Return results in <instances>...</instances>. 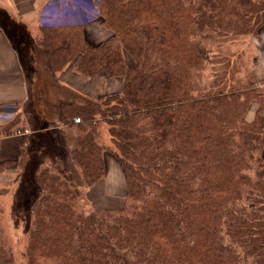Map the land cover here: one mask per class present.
<instances>
[{"label": "trees", "instance_id": "16d2710c", "mask_svg": "<svg viewBox=\"0 0 264 264\" xmlns=\"http://www.w3.org/2000/svg\"><path fill=\"white\" fill-rule=\"evenodd\" d=\"M95 10L111 31L105 40L89 42L76 23L42 29L37 42L50 74L54 53L121 86L97 98L58 88L34 114L37 124L76 128L68 163L84 185L59 155L35 169L22 264H264V89L242 85L226 68L233 53L208 45L255 35L264 0H97ZM205 70L210 80L198 81ZM252 99L260 104L246 122ZM40 107L33 99V112ZM102 125L110 146L99 141ZM105 151L127 192L117 205L79 211ZM10 261L0 237V264Z\"/></svg>", "mask_w": 264, "mask_h": 264}, {"label": "rangeland", "instance_id": "374dc122", "mask_svg": "<svg viewBox=\"0 0 264 264\" xmlns=\"http://www.w3.org/2000/svg\"><path fill=\"white\" fill-rule=\"evenodd\" d=\"M0 1L6 7V4H9L8 1L10 0ZM96 4L97 0H44L41 10L37 12L36 22H33L30 25L37 28V31L32 32H37L34 36L37 40L36 42L42 41L43 35L47 32L42 29L54 27L55 24L82 23V25H84L87 23L88 25L89 22L91 23L88 26H90L91 29L93 28L91 30L93 35L91 34L92 36H90L89 42L95 44L105 40L111 35V31L105 28L104 34L97 33V30H102V21L95 10ZM29 8L30 5L23 10ZM0 11L4 12L3 9H0ZM35 13L36 11L32 13L30 17L31 19H33ZM68 20L75 21L68 23ZM47 24H51V26ZM14 30L15 29H13V31ZM16 30L18 33H22L21 35L25 37L22 41L31 40L30 33H28L22 25ZM208 45L213 50L220 51L221 55H230V53H233V56L228 58L225 62L227 64L226 68L232 69V76L238 79L242 85L257 87L255 86L256 82H254V78L251 74L253 62L252 55L254 51L252 50L250 35H236L231 40L224 41L213 39L211 41L209 40ZM36 49L38 52L39 49ZM53 54L54 53H52L51 62L52 64H55V69H60L64 61L59 60L55 62L53 60ZM38 58H40L41 62H37V59L35 63L29 64L28 67L32 66L33 70H30L29 68L26 72V75H28L26 76V84L28 86L30 97L26 100L25 104L20 108L16 100H0V108L9 107L11 109L9 118L0 119V155L2 154V156H0V237L9 251L11 258L10 264L23 263V251L26 244L27 228L29 224L32 225V218L30 220L29 213L31 203L30 195H32L31 192L34 185L35 169L38 166H40L39 168L44 166H41V164L44 163L45 160L51 161L55 156L59 155L58 157L62 156L63 158V167L71 169L70 176L72 178L76 177V180H80L81 184L84 182L76 167H74L72 163H68V153L70 151L72 140L77 132L76 128L65 124L62 125L57 122H54L53 127H50L44 125L41 120L38 124L33 120V115L35 113L41 112L42 115H44L45 107L49 108L55 99L60 98L57 94L58 88L72 87L63 83L56 75H52L47 71V68L44 67V62L46 61L45 53L41 52V56L38 55ZM126 58L129 63H132L130 57L127 56ZM5 61L7 62L8 60ZM206 67L209 68L210 65H207ZM10 69H12V67H10ZM200 73L201 71H199V74L196 77L198 81L202 82L203 79L204 81L210 80L209 70L203 71L202 77ZM71 75H73V73H71L70 70H66L65 73L61 75L60 79H69ZM89 79L93 81V89L95 90L99 89L101 82L105 80L106 89L105 92H103L104 94L117 92L118 90L115 91L118 89L117 81H121L119 77H107L102 73L96 74ZM16 80H19V77H16ZM17 85H19V82H17ZM11 87L14 88L13 86ZM257 88L263 89L262 87ZM35 98H38L41 107L33 112L32 104L33 99ZM254 101L258 102L257 99H252L247 106L245 113L248 112L249 108H252L251 106ZM259 104L260 102H258L257 107H259ZM28 110L31 111V114L27 112ZM23 112H25V114ZM245 113L243 114L244 121L251 122L254 119V116H252V118H247ZM27 117H30L29 123L27 122ZM11 122L13 123V126L11 129H8ZM5 126L7 129H4ZM21 127L23 130L29 131L31 137L27 134H22L23 131L21 133H13V129L17 130ZM100 132L102 133H100L99 141L110 146L111 141L109 139L110 136L107 132V127L102 125ZM10 134L14 136L9 138V140H3L5 136ZM23 141L27 144L29 143V145H25V143L23 144ZM19 144H21L23 151H21V148L18 146ZM108 152L111 153L110 151H105L104 154ZM16 153H20L19 155L22 159L20 158V160H15L14 162L7 159V163L3 161L5 158L13 159V155ZM80 177L81 179H79ZM127 186L128 182L125 174L122 172L119 163L114 157L113 161H107L105 164L104 174L99 180L86 188L82 187L81 198L77 200L75 209L79 211H87L93 206L117 205L126 194L128 189Z\"/></svg>", "mask_w": 264, "mask_h": 264}, {"label": "crops", "instance_id": "0c3cea01", "mask_svg": "<svg viewBox=\"0 0 264 264\" xmlns=\"http://www.w3.org/2000/svg\"><path fill=\"white\" fill-rule=\"evenodd\" d=\"M8 2L9 4H6V7L9 10L0 1V9L4 10V12L0 11V100H16L19 107L21 108V106H23L26 100H28L30 97L28 86L26 84V76H28L26 75V72L29 68L30 70H33L32 66H28L29 64L36 62V60L38 59V52L36 51V48H40L39 44H37L36 42V38H34L37 32L32 33L33 31H37V28L30 25L33 22H36L37 12L41 10L44 0H10ZM29 5V9L23 10ZM34 11H36V13L33 19H31L30 17L32 13H34ZM73 21L75 20H68V23ZM90 23L91 22H89L88 25ZM21 25L28 31V33H30V41H22L25 37L21 35L22 33H18V31L16 30L19 29ZM88 25L87 23L82 25V31L85 38L89 41L90 36L93 35L91 31L93 28L91 29ZM13 29L15 30L13 31ZM104 29L105 27L102 25V30ZM102 30H97V33L104 34L105 30ZM251 41L252 50L254 51L252 55L253 62L251 74L254 78V82H256L255 86L262 87L264 89V25H262L258 29V32L255 35L251 36ZM5 60L8 61L6 62ZM72 63L73 61L65 66L61 65L60 69H51L52 75H56L58 79L63 83L69 85L70 87L72 86V89L79 91L91 98H97L99 95H102L101 93L105 92V80L101 82L99 89H93V81H91L89 78L83 77L82 74L80 75V73L75 70V67H73ZM10 67H12V69H10ZM66 70H70L73 75H71L69 79L67 77V79H60L61 75L64 74ZM16 77H19V80H16ZM17 82H19V85H17ZM117 82L118 89H116L115 91H119L121 86V81ZM11 86H13L14 88H12ZM257 105L258 102L254 101L251 106L252 108H249L248 112L245 113V116H247V118H252V116H254V113L258 108ZM27 112L31 114V111L28 110ZM23 113L25 114V112ZM34 119L35 117L33 115V120ZM27 122H30V117H27ZM29 133V131L25 130L22 134H27L30 137L31 134ZM12 136L14 135H7L3 140H9V138H11ZM24 143L25 145H27L25 141H23V144ZM21 144H19L18 146L21 148V151H23ZM19 154H15L17 156V161L21 157ZM113 159L114 157L111 153L108 152L104 154L105 164L107 163V161H113Z\"/></svg>", "mask_w": 264, "mask_h": 264}, {"label": "built area", "instance_id": "2783aa9c", "mask_svg": "<svg viewBox=\"0 0 264 264\" xmlns=\"http://www.w3.org/2000/svg\"><path fill=\"white\" fill-rule=\"evenodd\" d=\"M11 109L9 107L0 108V119L9 118Z\"/></svg>", "mask_w": 264, "mask_h": 264}]
</instances>
